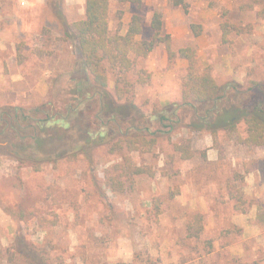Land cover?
I'll return each mask as SVG.
<instances>
[{
    "label": "rangeland",
    "instance_id": "rangeland-1",
    "mask_svg": "<svg viewBox=\"0 0 264 264\" xmlns=\"http://www.w3.org/2000/svg\"><path fill=\"white\" fill-rule=\"evenodd\" d=\"M109 10L112 32L124 33L133 13L143 15L136 40L151 36L152 14L160 11L172 49L193 47L196 71L208 70L221 86L264 82V0H111ZM83 17L84 0H0V107L46 99L61 106L81 76L69 25ZM191 24L200 26L198 35ZM187 65L156 44L135 59L128 92L116 103L127 105L124 112L172 107L182 100ZM107 75L113 90L116 76ZM177 113L183 122L157 134L149 151L130 152L155 174L134 177L122 193L105 178L125 150L100 146L90 159L45 163L39 171L0 151V264H264V145L239 141L243 117H232L235 130H213L191 126L190 112ZM184 137L197 151L192 159L173 149ZM231 193L245 200V211L235 209ZM195 212L203 215L198 238L186 233ZM29 250L36 255L26 256Z\"/></svg>",
    "mask_w": 264,
    "mask_h": 264
},
{
    "label": "trees",
    "instance_id": "trees-1",
    "mask_svg": "<svg viewBox=\"0 0 264 264\" xmlns=\"http://www.w3.org/2000/svg\"><path fill=\"white\" fill-rule=\"evenodd\" d=\"M110 1L84 0V17L69 25L80 55L81 76L74 79V86L61 106L53 99H46L29 108L0 107V151L4 155L39 171L45 163L56 165L63 159L79 156L90 159L100 146H106L110 152L125 150L105 178L112 191L122 193L133 184L134 177L155 174L152 166L137 164L130 152L149 151L156 143L157 134L169 133L176 123H182L184 118L177 113L178 109L190 112L189 124L198 129L235 130L232 117H243L246 136H238L239 141L245 145H264V82L240 90L233 81L219 85L208 70L197 72L196 50L191 46L172 49L170 35L162 32L160 11L152 14V34L148 39L136 40L144 24L139 13L132 14L124 33L112 32ZM171 2L184 5V0ZM191 29L195 35L200 33L198 24H191ZM158 43L164 44L169 58L177 55L188 61L182 100L172 104L173 108L167 106L152 113L141 112L134 105H128L132 112H124L127 105L116 102L128 92L126 74L135 69L137 57L147 56ZM108 69L116 76L113 90L108 87ZM173 149L182 160L192 159L197 152L189 137L174 142ZM201 157L207 158L204 150ZM231 197L236 200L235 209L245 211L241 195L231 193ZM154 203L158 208L157 198ZM202 230L203 215L195 212L186 225L187 236L198 238ZM29 253L36 255L29 250L26 256Z\"/></svg>",
    "mask_w": 264,
    "mask_h": 264
}]
</instances>
